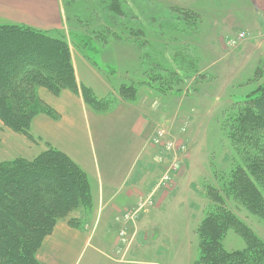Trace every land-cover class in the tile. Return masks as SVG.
<instances>
[{"label": "rangeland", "instance_id": "374dc122", "mask_svg": "<svg viewBox=\"0 0 264 264\" xmlns=\"http://www.w3.org/2000/svg\"><path fill=\"white\" fill-rule=\"evenodd\" d=\"M225 1L207 0L196 15L170 9L166 0H153V6L152 0H63L68 25L48 36L87 53L105 72L107 88L93 89L104 101L96 111L85 104L89 110L103 114L119 103L141 110L147 168L142 198L129 206L122 201L113 219L104 213L96 219L88 182L90 200L72 212L77 217L71 225L93 233L75 264H199L208 240L201 230L205 221L218 226L217 248L242 254L243 264H264V127L253 141L234 129L244 99L262 83L264 64L255 58L263 44L248 43L253 36L246 31L240 32L250 36L238 44L230 42L238 32L218 42L216 22ZM145 19L150 25L140 31L143 46L154 48L151 38L145 40L149 29L155 30L163 38L157 53L147 51L141 64L136 57L114 58L121 55L115 52L119 42L130 46L125 41L135 38L137 20ZM129 52L122 49L124 56ZM81 124L89 127L86 119ZM37 142L0 123V162L29 158L48 147ZM84 142L94 155L89 128ZM98 163L102 166L100 158ZM240 172L255 187L254 199L236 190Z\"/></svg>", "mask_w": 264, "mask_h": 264}, {"label": "trees", "instance_id": "16d2710c", "mask_svg": "<svg viewBox=\"0 0 264 264\" xmlns=\"http://www.w3.org/2000/svg\"><path fill=\"white\" fill-rule=\"evenodd\" d=\"M49 34L28 26L0 25V123L31 143L35 141L30 127L36 116L58 117L40 99L39 91L54 97L66 90L79 92L68 44ZM261 82L244 99L234 128L251 138L248 141L264 127V77ZM80 92L84 104L95 111L96 104L104 101L86 87L81 86ZM254 165L257 170L262 168L257 162ZM240 175L236 190L254 199L255 187L242 172ZM87 190L84 172L52 147L31 160L0 162V264H38L36 254L44 239L58 222L68 218L71 225L75 219L69 215L90 200ZM202 229L208 240L202 245L199 264L244 263L242 254L217 248L216 224L205 221Z\"/></svg>", "mask_w": 264, "mask_h": 264}, {"label": "crops", "instance_id": "0c3cea01", "mask_svg": "<svg viewBox=\"0 0 264 264\" xmlns=\"http://www.w3.org/2000/svg\"><path fill=\"white\" fill-rule=\"evenodd\" d=\"M166 1L170 9L178 8L193 14L201 11V5L207 3V0ZM154 3L152 0L150 6ZM225 4L226 7L218 15V22H216L218 42L223 41L220 39L221 36L240 31L251 32L253 38L248 43L251 45L256 43L258 47H260L259 42L263 44L262 48H258L261 50L260 56L257 55V57L255 54L257 57L255 59L256 61L262 59L264 64V0H227ZM224 10L228 12L225 13ZM65 12L63 0H0V20L9 22L5 25L28 26L49 33L61 32L68 25ZM137 13L142 15L141 7L137 8ZM137 21L140 25H135V38L132 40L128 37L125 41V44L130 46L123 45V41H120V46L115 52L120 51L121 55L114 58L120 61L125 59L132 61V58L136 57L135 62L138 59L137 63L141 64L147 51L157 53L159 48L156 43L162 42L160 40L163 38L157 34V31L149 29L151 35H146L145 41L149 43V37L154 42V48L149 46L151 49L149 51L147 45L143 46V35L140 31H144L143 27L146 23L149 26L150 21L143 20L145 24H142L141 20ZM156 25L153 27L157 28ZM124 48L130 50L126 56L122 54ZM144 48L146 52H142ZM108 50L109 48L104 52ZM131 52L135 53V56H132ZM138 53H143V56H137ZM70 55L79 92L72 93L66 90L58 97H54L40 90V99L55 111L58 117L53 120L44 115L36 116L31 123L30 134L35 141L34 145L38 144L37 141L44 142L48 147L68 156L84 172L93 190L92 202L97 204L96 219H100L102 213L113 219L116 217L115 213L120 212L118 209L121 205L124 206L122 201L125 204L129 202L134 204L138 202L137 196L142 198L143 171H147L142 149L143 117L141 110L121 103L110 112L103 114L89 110L84 104L80 92L81 86L90 89L96 98H100L95 95L93 89L107 88V78L105 80L101 78L105 76V72L102 68L96 67L94 61L85 52L71 49ZM83 111L86 112L83 114ZM83 119L87 120L89 131L94 134V155L91 153L90 144L89 149L85 146L84 138L88 128L81 124ZM39 153H33L29 158H24L31 160ZM99 158L102 160V166L98 163ZM133 207L134 205L131 208ZM76 217L75 213L69 215V218ZM91 232L93 233L91 230L80 231L71 226L68 218L58 222L52 233L41 244L36 254L37 263L75 264L81 248L86 247Z\"/></svg>", "mask_w": 264, "mask_h": 264}, {"label": "built area", "instance_id": "2783aa9c", "mask_svg": "<svg viewBox=\"0 0 264 264\" xmlns=\"http://www.w3.org/2000/svg\"><path fill=\"white\" fill-rule=\"evenodd\" d=\"M245 34L247 36H245ZM244 32H238L236 34V36L234 38H232V40L230 42H234L232 44H238L239 42H241L243 39H245L246 37H249L250 35L248 33H245Z\"/></svg>", "mask_w": 264, "mask_h": 264}]
</instances>
